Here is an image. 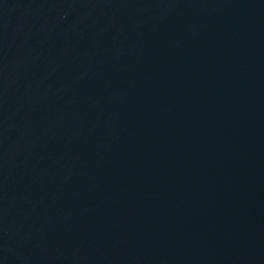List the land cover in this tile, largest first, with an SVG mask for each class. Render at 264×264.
<instances>
[{
  "label": "water",
  "instance_id": "1",
  "mask_svg": "<svg viewBox=\"0 0 264 264\" xmlns=\"http://www.w3.org/2000/svg\"><path fill=\"white\" fill-rule=\"evenodd\" d=\"M0 264H264V0H0Z\"/></svg>",
  "mask_w": 264,
  "mask_h": 264
}]
</instances>
